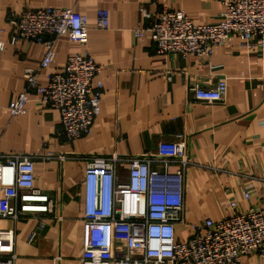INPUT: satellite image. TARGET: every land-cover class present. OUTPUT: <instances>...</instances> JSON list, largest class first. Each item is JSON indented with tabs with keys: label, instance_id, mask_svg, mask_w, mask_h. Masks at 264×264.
Segmentation results:
<instances>
[{
	"label": "crops",
	"instance_id": "crops-1",
	"mask_svg": "<svg viewBox=\"0 0 264 264\" xmlns=\"http://www.w3.org/2000/svg\"><path fill=\"white\" fill-rule=\"evenodd\" d=\"M141 0H0V153L44 155H135L154 152L160 140L183 134L191 164L185 170L183 203L187 222L177 224V239L189 235V223L226 216L228 198L238 197L243 208L264 209V49L245 46L237 38L216 46L210 56L158 54L147 26L162 7L183 11L195 24L220 19L222 0H152L148 14ZM70 8L84 16L87 43L67 36L53 43L54 61L42 69L38 82L60 71L66 58L87 51L99 66L95 79L103 88L99 113L90 134L67 141L55 135L57 109L37 102L31 94L23 113L11 117L7 105L25 84L26 67H36L44 46L34 40L9 42L11 14L25 8ZM108 12V26L96 24L98 10ZM226 82L224 100L205 103L191 98L189 88ZM35 159V187L51 196L61 223L51 214L0 217V229L14 230V264H79L82 253L83 178L86 159ZM171 167L170 170H174ZM123 174L125 166L120 168ZM255 192L240 198L242 188ZM43 228L38 229L39 222ZM36 235L29 241L30 233ZM240 264H264L256 255Z\"/></svg>",
	"mask_w": 264,
	"mask_h": 264
},
{
	"label": "built area",
	"instance_id": "built-area-1",
	"mask_svg": "<svg viewBox=\"0 0 264 264\" xmlns=\"http://www.w3.org/2000/svg\"><path fill=\"white\" fill-rule=\"evenodd\" d=\"M141 0L140 10L147 15ZM220 19L195 24L181 10L162 7L153 20L135 30L137 37L149 33L158 54L210 56L214 47L237 38L241 44L264 49V0H222ZM14 26L9 42L34 40L44 46L36 67L24 68L23 89L7 109L11 117L21 114L31 94L37 102L59 112L55 135L67 141L90 134L99 113L102 82L95 79L99 66L85 50L66 58L63 68L49 75L42 85L38 76L54 61L53 43L58 36L86 45L88 28L84 16L70 8H25L11 14ZM96 24L108 26V12L98 10ZM4 43L0 42V49ZM193 100L219 103L226 94V82L212 87L189 88ZM38 153H0V217L14 222L25 216L51 214L61 223L54 199L35 187L34 162ZM63 161L86 159L83 178L82 253L79 264H240L243 256L264 260V209L243 208L230 196L226 216L189 223V235L179 240L177 224L187 222L184 203L185 170L192 163L183 134L160 140L154 152L135 155L42 156ZM125 166V173L121 172ZM175 167L174 170H170ZM264 183V172L257 177ZM255 191L242 188L240 198L249 200ZM37 228H43L39 222ZM36 235L33 230L28 240ZM14 230L0 229V264H14Z\"/></svg>",
	"mask_w": 264,
	"mask_h": 264
}]
</instances>
